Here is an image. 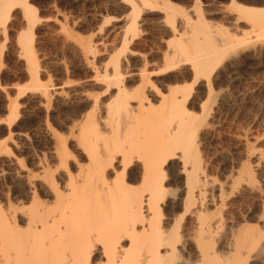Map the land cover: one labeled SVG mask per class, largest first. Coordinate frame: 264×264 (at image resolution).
I'll return each mask as SVG.
<instances>
[{
  "label": "rangeland",
  "instance_id": "374dc122",
  "mask_svg": "<svg viewBox=\"0 0 264 264\" xmlns=\"http://www.w3.org/2000/svg\"><path fill=\"white\" fill-rule=\"evenodd\" d=\"M130 1L134 12L123 0H28L38 17L31 60L19 43L27 30L21 8L0 25V208L11 189L21 197L23 172L46 166L57 177L64 157L75 173L103 150L117 155L111 177L119 170L117 136L127 125L115 113L116 86L109 82L119 76L117 86L129 99L139 91L150 104L130 131L179 122L169 106L175 98L183 102V150L177 151L183 158L177 153L179 160L164 164L161 224L182 213L175 199L185 183L179 167H194L209 187L204 211L226 229L215 245L219 257L228 254L229 229L254 231L259 240L249 264H264V27L236 11L264 13V0ZM227 36L233 54L209 80L194 82L192 63ZM178 61L183 66L168 69ZM191 254L183 257L193 261Z\"/></svg>",
  "mask_w": 264,
  "mask_h": 264
},
{
  "label": "bare ground",
  "instance_id": "6f19581e",
  "mask_svg": "<svg viewBox=\"0 0 264 264\" xmlns=\"http://www.w3.org/2000/svg\"><path fill=\"white\" fill-rule=\"evenodd\" d=\"M123 1L134 12L133 2ZM16 7L21 8L27 23L19 43L31 60V34L38 17L30 9L28 0H0V25L7 22L8 14ZM236 11L264 27V13ZM134 23L135 20L130 27ZM233 44L227 36L207 58L196 59L191 66L194 82L202 77L209 80L233 54ZM210 57L214 60L209 61ZM179 61L171 63L168 69L183 66V61H180L182 64ZM118 77L113 76L114 80L109 82L116 86L115 113L122 116V125H127L117 136V151L121 154L117 161L119 170L112 172L111 177L109 168L117 155L112 157L103 150L101 154L100 150V154L93 153L86 158L85 165L76 166L75 173L67 157L60 160L62 170L57 177L46 166L39 167L36 173L23 172L21 197L14 196L11 189L10 197L5 200L6 207L0 208V264H249L259 240L254 231L250 234L229 229L224 233L228 254L224 259L219 257L215 245L221 230L226 229L220 220L204 211L209 202V187L203 173L194 167L178 166L185 177L184 187L175 198L182 213L167 215L168 225L161 224L167 175L164 164L178 158V150L182 149L183 102L175 98L169 106L179 122L156 124L150 132L130 131L132 124L140 119L141 110L150 104L144 103L146 99L139 91L129 99L117 86ZM129 100L136 102L131 105ZM93 137L88 136V140L93 141ZM179 155L183 158V153ZM132 177L140 180L138 187L131 184ZM186 252L192 253L193 261L183 257Z\"/></svg>",
  "mask_w": 264,
  "mask_h": 264
}]
</instances>
